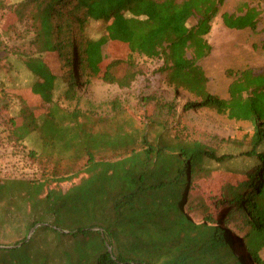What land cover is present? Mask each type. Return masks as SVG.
Listing matches in <instances>:
<instances>
[{"label": "trees", "instance_id": "trees-1", "mask_svg": "<svg viewBox=\"0 0 264 264\" xmlns=\"http://www.w3.org/2000/svg\"><path fill=\"white\" fill-rule=\"evenodd\" d=\"M5 1L0 11L25 21L30 37L10 48L0 40V64L10 63L15 78L18 60L32 81L18 88L0 81V112L19 106L4 133L26 151L39 178L0 179V264H245V256L264 264V69L227 70L231 81L220 98L207 92L199 65L211 51L206 36L219 14L229 30L255 31L260 10L243 4L236 13H220L226 0ZM93 23L105 34L77 36L87 77L128 89L143 75L133 55L159 59L166 85L197 99L184 110L203 108L252 126L246 150L219 153L190 140L175 102L154 96L138 98L139 123L117 98L104 116L65 106L81 100L67 48L75 28L84 32ZM262 35L264 50V26ZM109 42L128 53L104 66ZM22 89L43 107L27 108ZM233 159L242 166L225 169L234 182L217 198L218 219L202 203L186 202L194 176L207 173L208 163ZM76 177L78 183L60 188ZM194 208L204 214L199 223L189 215ZM228 223L239 232L242 254L232 247Z\"/></svg>", "mask_w": 264, "mask_h": 264}, {"label": "rangeland", "instance_id": "rangeland-1", "mask_svg": "<svg viewBox=\"0 0 264 264\" xmlns=\"http://www.w3.org/2000/svg\"><path fill=\"white\" fill-rule=\"evenodd\" d=\"M18 1L20 0H6L5 3L6 5H16ZM243 4L260 10L256 30H229L222 25L219 14L213 20L211 31L206 36L211 51L206 58L199 62L207 78V92L220 98L227 97V88L231 81L226 75L227 70L240 71L249 68L259 71L264 69V50L261 46L262 28L264 26V0H226L220 13H236ZM28 30V24L25 21L17 22L14 15L7 10L0 11V40L6 42V48L28 41L30 37ZM5 31L8 34H3ZM74 34L73 44L67 48V51L68 57L73 63L72 72L79 84L81 100L78 104L72 102L68 105L65 104V106L70 109L76 106L82 111H92L97 115L104 116L111 114L108 102L117 98L121 100L122 105L126 107L136 123H139L143 108L137 105L138 98L140 96H154L163 102H175L176 117L179 119L182 133L190 140L214 148L219 153L237 154L239 151L246 150L253 134L252 126L245 122L229 121L214 111L203 108L184 110L189 102H195L197 99L182 90L176 93L172 87L166 85L164 75L158 72V68L162 65L159 59H147L133 55L135 62L142 68L143 75L138 76L128 89H119L115 85H107L99 79L87 77L82 63L79 62L82 56V45L80 37L77 36L83 34L87 38L96 39L105 34L104 27L98 23H93L84 32L75 28ZM127 53L125 45L109 42L104 48V66L111 60L124 59ZM17 61H12V64L18 66V69H14L15 78L13 72L8 71L10 63L4 60L0 64V81L4 82L6 86L18 88L31 84V78L26 76V72L23 71ZM50 61L52 60L50 59ZM58 67L57 63L51 64L52 69H58ZM20 93L27 108L39 110L43 107L38 99L30 95L28 89H22ZM18 110V103L13 102L7 111L0 112V179L37 180L39 171L36 164L26 157L25 150L8 142L5 138L4 122L8 116L15 115ZM241 166L238 159H233L222 165L208 163L207 173L194 176L188 191H186V202L192 201L194 205L198 202L202 203L206 209L212 212L213 217L218 219L221 204L217 198H220L221 191L226 185H232L234 182V177L226 173L225 169L235 171L239 170ZM79 178L76 177L70 182L61 183L60 188L65 191L71 185L78 183ZM189 215L196 223L201 222L204 216L197 208L192 209ZM226 227L233 235L232 247L238 254H242L239 232L230 223L226 224ZM261 257L264 259V249L261 252ZM245 264H251L246 256Z\"/></svg>", "mask_w": 264, "mask_h": 264}]
</instances>
